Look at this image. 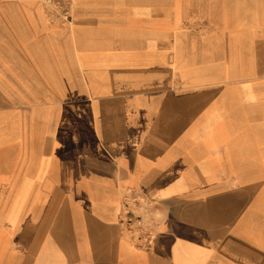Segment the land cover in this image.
I'll list each match as a JSON object with an SVG mask.
<instances>
[{
	"label": "crops",
	"instance_id": "crops-1",
	"mask_svg": "<svg viewBox=\"0 0 264 264\" xmlns=\"http://www.w3.org/2000/svg\"><path fill=\"white\" fill-rule=\"evenodd\" d=\"M73 2L0 0V264H264V29L203 36L208 84L188 0Z\"/></svg>",
	"mask_w": 264,
	"mask_h": 264
},
{
	"label": "rangeland",
	"instance_id": "rangeland-1",
	"mask_svg": "<svg viewBox=\"0 0 264 264\" xmlns=\"http://www.w3.org/2000/svg\"><path fill=\"white\" fill-rule=\"evenodd\" d=\"M47 6L46 0H41ZM59 1V0H55ZM166 2V0H164ZM189 6L186 10H183L182 21L180 23V31L187 33L189 35L195 36V51L190 54V56L186 57L190 66L193 70L191 77L194 78L198 76L200 82L206 83H217L218 80L211 79L210 75L203 76L202 71H199L202 67L203 56L201 55L202 42L201 39L203 36L210 37L213 41L211 42V47L214 48L218 45V27L221 20L224 19H238L235 23L239 24L236 30L241 33H245L250 29H264V0H206V4L204 5L203 0H188ZM74 5V2L72 0ZM52 8V6H49ZM255 18L256 27L247 26V24H251L247 22ZM230 23V22H228ZM254 24V25H255ZM230 28L228 27L227 30ZM256 48L252 50L251 53L246 54L247 56L239 55L240 59H238V64L245 66L246 64L253 66H264V50H261L259 46L260 43H252ZM210 61L211 63H218V54L211 51L210 53ZM250 59V60H249ZM249 61V62H246ZM252 63V64H251ZM252 77L260 78L263 75H255ZM182 75L178 76L176 74L174 76L175 83H183ZM204 78L205 80H202Z\"/></svg>",
	"mask_w": 264,
	"mask_h": 264
},
{
	"label": "built area",
	"instance_id": "built-area-1",
	"mask_svg": "<svg viewBox=\"0 0 264 264\" xmlns=\"http://www.w3.org/2000/svg\"><path fill=\"white\" fill-rule=\"evenodd\" d=\"M46 3L50 7L51 11L61 18L65 22H70L72 17L73 3L70 0H46ZM131 205L129 201L125 202V209L122 213L121 223L123 225V230L126 232L127 236L131 238L136 244L145 246L149 244V236L151 234V229L153 225L147 222L144 214L141 210L130 208Z\"/></svg>",
	"mask_w": 264,
	"mask_h": 264
}]
</instances>
